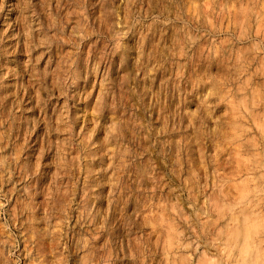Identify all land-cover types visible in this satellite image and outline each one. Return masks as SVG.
Masks as SVG:
<instances>
[{"label": "rangeland", "instance_id": "374dc122", "mask_svg": "<svg viewBox=\"0 0 264 264\" xmlns=\"http://www.w3.org/2000/svg\"><path fill=\"white\" fill-rule=\"evenodd\" d=\"M0 264H264V0H0Z\"/></svg>", "mask_w": 264, "mask_h": 264}, {"label": "bare ground", "instance_id": "6f19581e", "mask_svg": "<svg viewBox=\"0 0 264 264\" xmlns=\"http://www.w3.org/2000/svg\"><path fill=\"white\" fill-rule=\"evenodd\" d=\"M241 219H242V218H241ZM244 220H245V219H244ZM246 220H247V219H246ZM246 222H247V221H245V223H246ZM241 224H242V223H241ZM242 225H243V224H242ZM236 226H237V225H236ZM234 227H235V226H234ZM234 234H235V233H234ZM246 235H247V234H246ZM248 236H249V235H248ZM242 237H243V236H242ZM251 237H252V236H251ZM245 239H246V237H245ZM248 240H249V239H248ZM240 241H241V239H240ZM245 242H246V241H245ZM245 242H244V243H245ZM248 242H249V241H248ZM242 243H243V241H242ZM244 243H243V244H244ZM239 245H240V244H239ZM245 246H246V245H245ZM245 246H244V247H245ZM238 247H240V246H238ZM241 247H242V245H241ZM241 247H240V248H241ZM247 248H248V246H247ZM236 249H238V248H236ZM243 249H244V248H243ZM239 250H240V249H239ZM245 250H246V249H245ZM248 250H249V249H248ZM242 251H243V250H242ZM251 251H253V250H251ZM249 252H250V251H249ZM240 254H241V253H240ZM256 254H257V253H256ZM239 256H240V255H239ZM252 256H253V255H252ZM236 259H237V258H236ZM236 259H235V260H236ZM252 259H254V258H252ZM240 261H241V260H240ZM256 263H257V260H256Z\"/></svg>", "mask_w": 264, "mask_h": 264}]
</instances>
